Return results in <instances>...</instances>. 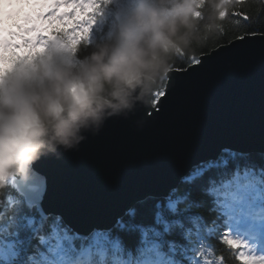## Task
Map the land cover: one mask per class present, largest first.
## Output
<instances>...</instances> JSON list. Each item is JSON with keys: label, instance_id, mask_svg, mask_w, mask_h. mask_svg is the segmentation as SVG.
<instances>
[{"label": "snow or ice", "instance_id": "1", "mask_svg": "<svg viewBox=\"0 0 264 264\" xmlns=\"http://www.w3.org/2000/svg\"><path fill=\"white\" fill-rule=\"evenodd\" d=\"M252 2L225 0L231 6ZM28 3L35 7L24 23L32 27L15 24L0 39L11 71L25 60L16 50L39 47L41 34L72 36L76 47L89 41L96 16L110 0ZM196 7L200 10L194 15L203 19L204 0ZM221 15L218 34L227 45L217 39L207 55L202 49L199 56L178 55L150 103L137 105L128 117L107 119L99 133H85L75 149L41 156L24 178H2L0 264H264V0L255 12L228 8ZM224 52L240 61L255 58L259 65L258 139H186L166 156V171L158 170L147 182L136 176L107 180L104 213L72 222L70 206L57 196L48 166L78 155L109 123L132 122L138 129L154 125L171 106L181 104L193 78L210 73Z\"/></svg>", "mask_w": 264, "mask_h": 264}, {"label": "clouds", "instance_id": "2", "mask_svg": "<svg viewBox=\"0 0 264 264\" xmlns=\"http://www.w3.org/2000/svg\"><path fill=\"white\" fill-rule=\"evenodd\" d=\"M197 3L127 0L108 38L78 60L53 48L13 73L0 48V188L3 177L24 178L41 156L75 149L107 119L128 117L137 105L150 103L176 57L214 38L224 21L221 13L231 6L204 0L199 19ZM34 7L0 0V39L15 24L27 26ZM16 51L31 55L44 49Z\"/></svg>", "mask_w": 264, "mask_h": 264}, {"label": "water", "instance_id": "3", "mask_svg": "<svg viewBox=\"0 0 264 264\" xmlns=\"http://www.w3.org/2000/svg\"><path fill=\"white\" fill-rule=\"evenodd\" d=\"M210 68L193 78L181 104L171 106L154 125L138 129L132 122L109 123L78 155L48 166L57 196L70 206L72 222L104 213L107 180L136 176L147 182L158 170L166 171V156L186 139H258L260 68L255 58L240 61L224 52Z\"/></svg>", "mask_w": 264, "mask_h": 264}, {"label": "trees", "instance_id": "4", "mask_svg": "<svg viewBox=\"0 0 264 264\" xmlns=\"http://www.w3.org/2000/svg\"><path fill=\"white\" fill-rule=\"evenodd\" d=\"M261 0H253L250 4L245 5H233L229 7V11H235L239 10L240 8L245 9H251L253 12L257 11L259 9ZM127 3V0H110V3L106 6L102 7V14L96 16V22L93 25L89 37V41H82L79 45V47H76L73 44L74 37L69 35H61L58 37H49L45 38L43 43H39V47L33 46V49L37 48H43V52H35L31 55H25V60L22 61V66H25L29 62L31 64H36L40 60L44 59L48 53L53 48H59L66 52V54L74 57L75 59H82L84 56H86L98 43H103L107 38L110 31L111 26L116 22V16L118 11ZM49 22L46 21V24ZM59 24V21L56 22V24H52V28H56ZM226 27H229L226 25ZM231 30H235L234 28ZM219 39L220 44L227 43L226 40L220 39L219 34H217L214 38H210L203 46H195L194 49L186 54V55H192L195 54L199 56L201 54V49L203 50V53H207L210 51L213 47H216L214 44V40ZM38 43V42H36ZM32 49V50H33ZM32 50H29L31 53ZM30 56V59L28 58ZM177 64L180 63L179 60L176 61ZM19 69L21 66L18 64L17 66ZM13 73L15 72L12 71ZM12 73H9L11 75Z\"/></svg>", "mask_w": 264, "mask_h": 264}]
</instances>
